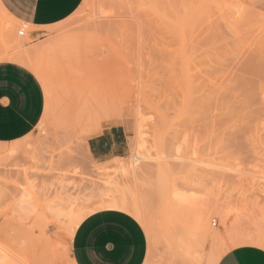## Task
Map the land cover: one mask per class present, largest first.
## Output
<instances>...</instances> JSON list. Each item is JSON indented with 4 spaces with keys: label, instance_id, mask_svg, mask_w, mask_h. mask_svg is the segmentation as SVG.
<instances>
[{
    "label": "rangeland",
    "instance_id": "obj_1",
    "mask_svg": "<svg viewBox=\"0 0 264 264\" xmlns=\"http://www.w3.org/2000/svg\"><path fill=\"white\" fill-rule=\"evenodd\" d=\"M0 60L45 93L38 124L0 143V264H74L78 223L118 199L137 209L143 264L264 247V0H82L36 29L0 6ZM111 124L129 153L95 162L86 141Z\"/></svg>",
    "mask_w": 264,
    "mask_h": 264
},
{
    "label": "crops",
    "instance_id": "obj_2",
    "mask_svg": "<svg viewBox=\"0 0 264 264\" xmlns=\"http://www.w3.org/2000/svg\"><path fill=\"white\" fill-rule=\"evenodd\" d=\"M82 0H0V6L29 28L57 24L69 17ZM45 93L34 72L13 60H0V143L18 140L40 121ZM95 162L122 158L129 153L126 130L119 124L104 126L86 141ZM147 237L132 214L118 208H99L76 226L71 256L74 264H143ZM216 264H264V247L244 243L225 250Z\"/></svg>",
    "mask_w": 264,
    "mask_h": 264
},
{
    "label": "bare ground",
    "instance_id": "obj_3",
    "mask_svg": "<svg viewBox=\"0 0 264 264\" xmlns=\"http://www.w3.org/2000/svg\"><path fill=\"white\" fill-rule=\"evenodd\" d=\"M88 107H87V109H86V114H87V116H88V119H90V118H94V117H97L99 114H101V113H104V111L106 110V107H107V105H106V103L104 102V101H100V100H97L96 102H92V103H88V105H87ZM140 159V157L137 155V153L136 154H134L133 155V158H132V161H133V163L135 162V161H137V160H139ZM119 200H123V199H118L117 201L116 200H114L115 202L113 203V204H111L112 203V201H110V202H108V205L110 206V208H115V207H119L118 209H121V210H123L124 209V206H122L121 205V207H123V208H120V205L118 206V204H121L122 203V201L120 202V203H118L119 202ZM111 205H110V204ZM115 203H118L117 205L115 204ZM125 204H126V202H124ZM124 204V205H125ZM128 204V203H127ZM126 204V205H127ZM114 206V207H111V206ZM125 205V206H126ZM103 206V205H102ZM107 206V203L105 204V207ZM127 206H129V205H127ZM134 205H132V208L130 209V212L133 210V208H135V207H133ZM104 207V208H105ZM130 207V206H129ZM128 210H129V208H128ZM129 212V211H128ZM133 212L134 213H137V209L136 210H133ZM133 212H131V214L133 213ZM138 215V214H137ZM138 217V216H137ZM200 219L198 220L199 221V223L201 224V225H203V226H205L207 223V221H206V216L205 215H203V216H200L199 217ZM207 228V227H206Z\"/></svg>",
    "mask_w": 264,
    "mask_h": 264
},
{
    "label": "built area",
    "instance_id": "obj_4",
    "mask_svg": "<svg viewBox=\"0 0 264 264\" xmlns=\"http://www.w3.org/2000/svg\"><path fill=\"white\" fill-rule=\"evenodd\" d=\"M18 34L19 35H23L24 34V31L22 29L18 30ZM213 223H215V220L212 221Z\"/></svg>",
    "mask_w": 264,
    "mask_h": 264
}]
</instances>
